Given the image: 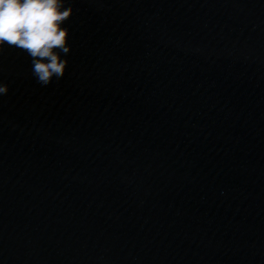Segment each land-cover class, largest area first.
<instances>
[{"label": "water", "instance_id": "water-1", "mask_svg": "<svg viewBox=\"0 0 264 264\" xmlns=\"http://www.w3.org/2000/svg\"><path fill=\"white\" fill-rule=\"evenodd\" d=\"M64 76L0 47V264H159L164 0H63Z\"/></svg>", "mask_w": 264, "mask_h": 264}, {"label": "clouds", "instance_id": "clouds-1", "mask_svg": "<svg viewBox=\"0 0 264 264\" xmlns=\"http://www.w3.org/2000/svg\"><path fill=\"white\" fill-rule=\"evenodd\" d=\"M72 16L63 0H0V47L22 50L31 58L32 74L43 86L62 78L70 52L68 30L62 25ZM0 84V94H7Z\"/></svg>", "mask_w": 264, "mask_h": 264}]
</instances>
